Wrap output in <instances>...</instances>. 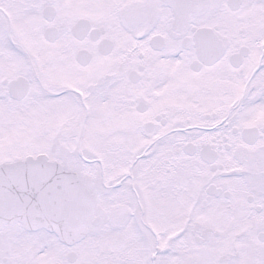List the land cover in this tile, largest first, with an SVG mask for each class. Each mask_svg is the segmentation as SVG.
<instances>
[{"label": "snow or ice", "instance_id": "obj_1", "mask_svg": "<svg viewBox=\"0 0 264 264\" xmlns=\"http://www.w3.org/2000/svg\"><path fill=\"white\" fill-rule=\"evenodd\" d=\"M0 264H264V0H0Z\"/></svg>", "mask_w": 264, "mask_h": 264}]
</instances>
